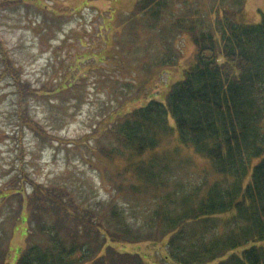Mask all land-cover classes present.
I'll return each instance as SVG.
<instances>
[{
    "label": "trees",
    "instance_id": "1",
    "mask_svg": "<svg viewBox=\"0 0 264 264\" xmlns=\"http://www.w3.org/2000/svg\"><path fill=\"white\" fill-rule=\"evenodd\" d=\"M170 1H136L123 18L131 44L140 37L143 13L166 46L169 30L158 21L173 13ZM208 1L217 3L210 25L201 20L200 29L193 20L178 27L193 36L195 50L183 76L168 85L167 105L149 97L105 129L110 138L97 153L105 163H121L109 183L126 201H98L108 206L106 226L77 216L80 233L70 202L39 185L29 197L11 179L0 188V207L9 209L0 216V264L7 263L22 222L25 244L16 264H146L139 252L125 249L144 241L165 244L171 264H264V14L258 23L238 22L245 0ZM225 3L235 8L231 16H220ZM174 59L171 54L165 62L174 65ZM12 80L19 122L40 135L44 129L23 103L38 90L15 72ZM183 150L207 159L214 178L190 186L182 181L181 167L192 164V157L180 156ZM50 197L59 210L53 221L44 214Z\"/></svg>",
    "mask_w": 264,
    "mask_h": 264
},
{
    "label": "rangeland",
    "instance_id": "2",
    "mask_svg": "<svg viewBox=\"0 0 264 264\" xmlns=\"http://www.w3.org/2000/svg\"><path fill=\"white\" fill-rule=\"evenodd\" d=\"M136 1L0 0V188L12 179L29 197H34L38 185L46 194L54 193L76 209L72 222L80 233L84 228L77 216L106 226L108 206L96 205L98 201H126L115 195L109 183V175H115L121 163H105L97 153L104 138H110L105 129L149 97L167 105L168 85L183 76L195 50L193 36L178 27L182 21L193 20L200 29L203 21L210 25L215 14L209 11L217 7L208 0L186 4L171 0L173 13L167 10L158 18L160 27L166 25L169 30L166 46L159 27L148 30L143 13L140 37L131 44L130 26L123 18L136 7ZM234 10L222 4L220 16L224 12L231 16ZM263 14L264 0H245L237 21L258 23ZM171 54L177 62L174 65L165 62ZM13 72L38 90L35 95L26 94L23 103L29 118L44 129L40 135L18 120ZM169 121L174 124L172 115ZM180 156L192 157V164L179 171L188 186L204 176L214 178L207 159L185 150ZM46 206L44 214L53 221L59 210L51 197ZM15 207L16 199L10 210ZM6 211L0 207V216ZM26 228V223L18 225L6 264H16ZM125 249L139 252L146 264H171L164 258L163 243L144 241Z\"/></svg>",
    "mask_w": 264,
    "mask_h": 264
}]
</instances>
